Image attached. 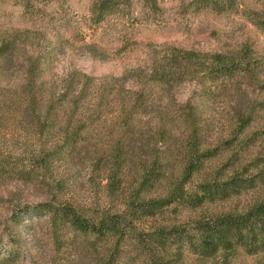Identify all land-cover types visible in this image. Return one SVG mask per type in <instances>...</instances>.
<instances>
[{"label": "trees", "instance_id": "obj_1", "mask_svg": "<svg viewBox=\"0 0 264 264\" xmlns=\"http://www.w3.org/2000/svg\"><path fill=\"white\" fill-rule=\"evenodd\" d=\"M128 1L96 0L92 22ZM256 1L248 16L264 32V0ZM193 2L220 13L243 0ZM43 43L36 31L0 32V72L19 75L17 87L1 92L0 131L13 114L21 132H0V178H35L77 150H106L98 160L109 200L90 211L55 200L18 209L0 233V264H38L22 235L32 233L34 215L46 219L57 264H230L241 253L264 256V156L244 154L264 133V57L248 43L228 53L165 46L129 76L68 70L47 86L39 81L52 56ZM188 81L205 83L210 96L212 87L237 95L224 135L207 140L208 125L189 101L174 114L153 102L159 92L170 102L171 91ZM242 89L257 96L244 98ZM248 191L254 196L241 208L212 207ZM182 210L187 216L176 220Z\"/></svg>", "mask_w": 264, "mask_h": 264}, {"label": "rangeland", "instance_id": "obj_2", "mask_svg": "<svg viewBox=\"0 0 264 264\" xmlns=\"http://www.w3.org/2000/svg\"><path fill=\"white\" fill-rule=\"evenodd\" d=\"M95 1L0 0V32L31 30L43 37L41 49L49 52L52 59L43 69L39 82L47 86L68 70L93 78L123 73L129 76L127 72L144 69L165 46L199 53H228L248 43L257 57H264V32L258 30L248 16L249 8L260 6L261 2L256 0H243L237 9L220 13L199 7L193 0H155V4L153 0H129L119 11L94 24L91 11ZM18 81L17 70L0 72V96L2 91L17 87ZM206 86L203 82H184L171 91L170 102L168 98L163 100L160 92L155 93L153 102L158 106L169 104L174 114L180 103L189 101L208 125L206 139L215 140L228 130L238 97L230 88L212 87V95H207ZM241 91L244 98L257 96L256 91ZM4 124L2 135L7 138L21 135L13 114L6 115ZM261 125L255 124L256 128ZM105 151L77 150L72 158L53 161L48 173L40 172L35 178H0V233L4 231L6 219L25 205L55 200L89 211L105 206L109 199L104 190V163L98 160ZM244 154L249 159L264 156L263 131ZM253 196L254 192L248 191L212 207L217 210L241 208ZM176 213V220L188 214L185 210ZM21 215L24 224L30 222L26 215ZM170 217L174 219L175 215ZM31 220L35 221L32 233L22 234L28 251L37 257L38 264H57L59 257L51 250L45 217L34 215ZM78 261L84 264L86 259ZM230 264H264V256L241 253Z\"/></svg>", "mask_w": 264, "mask_h": 264}]
</instances>
